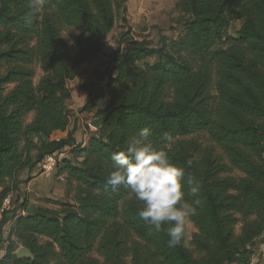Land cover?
<instances>
[{
  "label": "trees",
  "instance_id": "obj_1",
  "mask_svg": "<svg viewBox=\"0 0 264 264\" xmlns=\"http://www.w3.org/2000/svg\"><path fill=\"white\" fill-rule=\"evenodd\" d=\"M28 4L0 0V206L10 192L19 191L22 171L65 148L73 160H62L58 171L68 174L76 194L59 210L27 213L26 203L10 220L8 213L1 225H13L0 264H99L90 256L96 243L104 264H127L128 258L131 264L248 260L264 235V0H184L183 34L173 40L161 37L156 45L124 33L110 65L96 72V80L81 85L87 100L80 113L106 102L95 112L97 118L117 107L85 146L77 145L71 134L59 141L50 137L68 128L69 82L80 65L102 51L124 0H45L39 11ZM237 20L242 26L234 37L229 29ZM64 32L77 48L74 56ZM35 65L44 73L37 85ZM215 80L213 111L210 89ZM29 114L34 119L25 124ZM145 127L154 145L185 168L186 194L200 185L201 204L191 218L198 231L191 242L198 259L187 246L170 247L163 231L141 220L137 212L142 202L129 190L106 184L112 155ZM196 132H206L223 157L195 141L176 140ZM32 136L40 142L34 143ZM235 169L242 177L224 176ZM189 176L193 185L187 184ZM185 198L189 203L196 199ZM238 224L242 227L236 236ZM19 246L30 249L35 260L15 256Z\"/></svg>",
  "mask_w": 264,
  "mask_h": 264
},
{
  "label": "clouds",
  "instance_id": "obj_2",
  "mask_svg": "<svg viewBox=\"0 0 264 264\" xmlns=\"http://www.w3.org/2000/svg\"><path fill=\"white\" fill-rule=\"evenodd\" d=\"M45 0H29L28 7L39 11ZM111 171L106 184L113 189L121 186L129 190L135 200L142 202L137 215L156 232L168 236L170 247L187 246L190 238L188 225L201 204L198 198L200 185L187 179L188 193L184 191L185 168L175 164L168 151L157 148L145 127L133 134L126 148L111 157ZM188 160V166L192 165ZM186 195L196 197L191 203Z\"/></svg>",
  "mask_w": 264,
  "mask_h": 264
},
{
  "label": "crops",
  "instance_id": "obj_3",
  "mask_svg": "<svg viewBox=\"0 0 264 264\" xmlns=\"http://www.w3.org/2000/svg\"><path fill=\"white\" fill-rule=\"evenodd\" d=\"M183 1L184 0H124V10L120 11L114 29L103 41L104 43H108L106 48L103 44L102 51L99 54L80 65L78 76L70 85L78 81L80 82L81 78L91 77L95 70L101 67L98 66L99 64L103 65V63H106V67L110 65L111 56L118 49V45L109 41L118 33L119 38L116 39L117 42L120 41L122 35L124 33L126 34V32H130L129 36L135 40L147 39L151 41L153 39L149 35L153 29L169 28L180 18L177 22L182 29L180 35L183 34L184 22L187 18L186 14L182 12L181 9V3ZM160 35L169 38L168 33L161 32ZM180 35H178V37ZM91 82H93V79L83 82V84H89ZM75 94L76 92L72 91V101L68 106L72 114L68 128L65 131L54 132L50 137V141L67 139V136L71 134L77 145L85 146L90 136L94 133V131L88 129L89 123L94 117L87 118L85 115L87 113H80L81 107L84 106L87 100V94L81 93L82 97L79 99L80 102L74 100ZM82 133H85L83 137ZM27 175L29 177L28 180L26 179L23 181L24 177ZM18 180L20 181L18 184L19 190L27 194V205L30 210L40 208L51 209L44 204L45 199H55L58 201V208L62 204L72 202L68 199L72 195V192H70V188L67 186V183H69V176L65 172L57 171L51 175H44L41 174L39 166H37L32 170L26 169L22 171L19 174ZM12 225L13 221H10L9 232L11 231ZM9 232H7L8 238L10 235ZM251 251L252 253L250 257H248V260L240 264H264V235L257 240L256 245Z\"/></svg>",
  "mask_w": 264,
  "mask_h": 264
},
{
  "label": "rangeland",
  "instance_id": "obj_4",
  "mask_svg": "<svg viewBox=\"0 0 264 264\" xmlns=\"http://www.w3.org/2000/svg\"><path fill=\"white\" fill-rule=\"evenodd\" d=\"M179 19L180 18H178L176 20V22L173 25H171L169 28L158 29V30L156 28L153 29V31L150 33L149 36L152 37L153 40H151V41H153L154 45H156L159 42V40L161 39V37H162V35H160L161 32L162 33H168V36L171 39L176 38V37H178V35H180V32H181L182 29L180 28V24L177 22ZM241 26H242V21L241 20L234 21L231 24V26H230L229 34L235 37L237 35V32L240 30ZM63 36L68 41L67 43L69 44V52H70L71 56H74L76 51H77V48L75 47L74 43H72L73 40H72V37H71L70 33L69 32H64ZM117 38H119V33L116 34L114 36V38H112L109 42H113L116 45H118L117 44L118 42L116 40ZM107 44L108 43H104V47L105 48H106ZM153 62H154L153 60H150L149 63H153ZM105 64L106 63H103V65L99 64L98 66H101V67L98 70L96 69L97 71L95 70L94 74L91 77H89V78H86V77L85 78H81L80 82L78 81V82L73 83V84L70 85V86H72V87H70L71 88L70 90H72L73 92H76L75 99H74L75 101H79V99L82 97L81 93L83 91L80 90V88H81L80 85L81 84L83 85V82H87L88 80L90 81V79H93V81L96 80V72H102L103 70H105L107 68L105 66ZM139 65L142 66V64H139ZM33 67L35 69L34 83H35V85H37L39 83V81L41 80V78L44 76V73L40 69V67H38V65H35ZM84 84H86V83H84ZM215 84H216V80L214 81V84H213V86H211L212 88L210 89V93L213 96V101H212V104H211V107H212L213 111L215 110V106H216L217 100H218V94H217V91H216V85ZM69 104H71V102ZM106 105H107L106 102L98 103L93 112L87 113L85 115L87 116V118H93L94 115H95V112H97L100 109H104L106 107ZM33 119H34V114H29L26 117V119H25V124H30L33 121ZM91 130L95 132L94 129H91ZM84 135H85V133H82V137ZM178 139L195 141L203 149H209L212 152V154H214L216 157H223L222 150L214 142H212L210 136L208 134H206V132H199V133L196 132V133H193V134L185 136V137L177 138L176 140H178ZM31 140L34 143H36V144H38L40 142V138H38V136H34V137L32 136ZM176 140H173L172 142H170L168 144V147L171 148L172 144ZM36 156L37 155H36L35 151L31 152V157H32L33 161L35 160ZM67 158L69 160H73V157L70 154L67 156ZM224 162L228 163V161L225 160V159H224ZM224 176H231V177H235V178H240V177H242V174H241V172L239 170L235 169V170H232L231 173L225 174ZM28 178L29 177L27 175L26 177H24L23 181H25L26 179L28 180ZM19 183H20V181H19ZM67 186H68V188H70L69 189L70 192H72V195L70 197L68 196L69 197L68 199L73 201L74 197H75V194H76V188H75L76 186H75V184L74 185H70L68 183H67ZM16 192H20L22 194L24 202L23 203L15 202L13 204L14 208L10 212L8 220H10L12 218V216L17 212L16 208H19L21 204L22 205H24L26 203L28 204L27 194L26 193H22L20 190L19 191H15V193ZM44 204L46 206H48L49 208H51V209L59 210V208H58L59 202L56 201L55 199H45L44 200ZM28 208H29V206L27 205L26 208H25L27 213H34L35 210H37V209H31L30 210ZM241 227H242L241 224H238L236 227H234L236 236L240 235ZM9 229H10V221L6 225H3V226L0 224V258L3 257V255H4L5 251H6V248L8 246V242H7L8 241V233L7 232H9ZM188 232L190 234V238L187 241L188 250L192 253L194 258L198 259V254L195 252V249L191 245L193 235L198 232L197 229L192 224V222H190V224L188 225ZM20 247H23V246H19L18 249ZM90 256L92 258H94L95 260H97L99 262V264H104L105 263V259H104V257L101 254V251L99 249L98 243H96V245L92 249V251L90 253ZM127 264H131V258L127 259Z\"/></svg>",
  "mask_w": 264,
  "mask_h": 264
},
{
  "label": "built area",
  "instance_id": "obj_5",
  "mask_svg": "<svg viewBox=\"0 0 264 264\" xmlns=\"http://www.w3.org/2000/svg\"><path fill=\"white\" fill-rule=\"evenodd\" d=\"M71 82H69V86H70ZM89 128L92 129L90 127V123H89ZM69 154H70V149L65 148V149H63V150H61V151H59L53 155L46 156L42 160V162L39 164V170H40L41 174L51 175V174L57 172L59 169V166L63 162L62 160L66 159ZM15 202L23 203L24 202L23 197H22V195L19 196L14 192H10L6 196V198L4 199V201L2 202V204L0 206V224L2 223L4 217L13 210V208H14L13 204ZM18 214L25 215V212L19 211Z\"/></svg>",
  "mask_w": 264,
  "mask_h": 264
},
{
  "label": "water",
  "instance_id": "obj_6",
  "mask_svg": "<svg viewBox=\"0 0 264 264\" xmlns=\"http://www.w3.org/2000/svg\"><path fill=\"white\" fill-rule=\"evenodd\" d=\"M117 107H113L111 108L108 112H106V114H104L101 117H97L94 118L91 123H90V127L92 129H94L95 131H99L102 129L103 125L105 124V122L108 120V118L110 117V115L113 113V111L116 109ZM34 254L32 253V251L26 247H20L17 252L16 255L18 258H22V259H28V260H35V256H33Z\"/></svg>",
  "mask_w": 264,
  "mask_h": 264
}]
</instances>
